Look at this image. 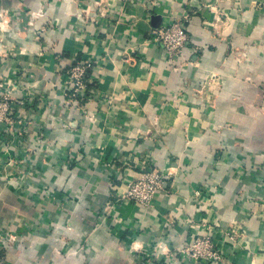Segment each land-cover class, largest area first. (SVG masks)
Listing matches in <instances>:
<instances>
[{
  "label": "crops",
  "instance_id": "obj_1",
  "mask_svg": "<svg viewBox=\"0 0 264 264\" xmlns=\"http://www.w3.org/2000/svg\"><path fill=\"white\" fill-rule=\"evenodd\" d=\"M0 9L15 19L0 27V80L16 81L31 172L15 182L0 161V227L18 233L0 264H186L177 250L201 232L223 264H264V0ZM185 13L192 41L171 60L151 32ZM80 60L96 91L71 104L62 72ZM152 169L171 173L165 188L148 205L127 200Z\"/></svg>",
  "mask_w": 264,
  "mask_h": 264
},
{
  "label": "built area",
  "instance_id": "obj_2",
  "mask_svg": "<svg viewBox=\"0 0 264 264\" xmlns=\"http://www.w3.org/2000/svg\"><path fill=\"white\" fill-rule=\"evenodd\" d=\"M35 14V12L33 13ZM2 13L0 14V16ZM190 18L189 13H185L183 17L175 19L169 24H164L159 28L152 30V38L161 45L169 59L175 60L183 49L188 47L192 41V37L187 32L186 23ZM92 67L91 62L80 60L71 64L62 73L60 87L62 94L66 97L68 103L80 104L81 101L92 97L96 91V81L89 75V70ZM10 88L9 84L0 80V123L5 124L2 139L18 140L21 138L20 132L14 128L15 120L12 117V107L10 104ZM4 139V141H5ZM25 152L26 149H23ZM23 163L27 162L28 156L19 154ZM7 167L16 168V175L13 177L15 182H19L21 178H28L31 174L27 173L24 168L19 167L16 162H8ZM170 172L160 169H152L144 171L142 175L129 182L126 192V199L139 204L148 205L152 202L155 194L165 188L166 181L170 177ZM18 233L12 227H0V243L7 247V244L14 245ZM202 233L196 238L195 243L191 247H184L177 250L178 254L185 259L189 256L188 248H192L194 255L198 256L197 250L202 246L208 249V256L217 260L221 259L222 251L215 246L212 237H201ZM201 254L200 251H198ZM221 253V255H220Z\"/></svg>",
  "mask_w": 264,
  "mask_h": 264
},
{
  "label": "rangeland",
  "instance_id": "obj_3",
  "mask_svg": "<svg viewBox=\"0 0 264 264\" xmlns=\"http://www.w3.org/2000/svg\"><path fill=\"white\" fill-rule=\"evenodd\" d=\"M0 14H1V9H0ZM35 15H37L36 12H35V14H32V16H35ZM7 16L11 17V15H9L8 10L3 9L2 15L0 17L3 18L4 21H6V24H4V23L3 24H0V27H1V25H7V27H10L9 29H11V28H13L15 26L14 25L15 23H13L15 21V19L14 20H11L9 23H7V21H8V19H6ZM152 40L154 42H156L154 39H152ZM16 80L18 81L19 79H16ZM15 82L13 83V85L12 84H9V88H10L9 97L11 99H12V97H15L16 96V91L15 90H16V85L17 84H15ZM21 84H22V81H19V86ZM26 91H28V89H26ZM14 128H15V126H14ZM4 139H2L1 140V143H0V149H1V152H2V154H0V161L3 162V164H2L3 169H4L3 170L4 171L3 172L4 173L3 176H6L7 177V176L12 175L14 177L16 175V168L7 167L6 166L7 163L8 162L10 163V162L13 161V162H16V164L19 167L24 168L25 167V163H23L22 162V159L20 158V156H17V155L19 153V154H24V155H27L28 156V154L30 153V151H29L30 149L24 147L23 141L20 140V139L15 140V141L14 140L11 141V139L10 140L9 139H5V141H4ZM11 147H13V148H11ZM23 149H26V151L24 152ZM24 169L27 171V173L31 174V172L28 169H26V168H24ZM201 233L203 235L201 237H208V235H210V234L204 233V232H201ZM199 235H200V233L199 234L197 233L195 235L193 241L190 244H188L187 246H185V247H191L192 246V243H195L196 238ZM211 239L214 242L213 238H211ZM188 250H189V253L190 254H189V256H185L186 258L184 259V261H186V264H223L222 263L223 253H222V255L220 253V255L222 256L221 259L217 260L214 257L211 258V257L208 256V249H206L205 246H202L200 248V250H197L196 251L198 253V256H195L194 255V252H193L192 248H188ZM198 251H200L201 254H199Z\"/></svg>",
  "mask_w": 264,
  "mask_h": 264
}]
</instances>
